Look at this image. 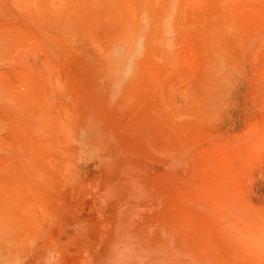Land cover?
<instances>
[{
    "label": "rangeland",
    "instance_id": "1",
    "mask_svg": "<svg viewBox=\"0 0 264 264\" xmlns=\"http://www.w3.org/2000/svg\"><path fill=\"white\" fill-rule=\"evenodd\" d=\"M0 264H264V0H0Z\"/></svg>",
    "mask_w": 264,
    "mask_h": 264
},
{
    "label": "bare ground",
    "instance_id": "2",
    "mask_svg": "<svg viewBox=\"0 0 264 264\" xmlns=\"http://www.w3.org/2000/svg\"><path fill=\"white\" fill-rule=\"evenodd\" d=\"M52 260V259H51Z\"/></svg>",
    "mask_w": 264,
    "mask_h": 264
}]
</instances>
